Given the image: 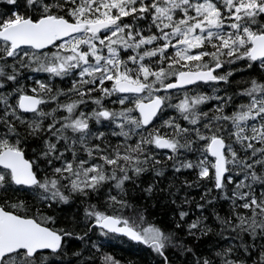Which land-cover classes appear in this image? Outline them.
<instances>
[{"label":"snow or ice","instance_id":"6c2138e0","mask_svg":"<svg viewBox=\"0 0 264 264\" xmlns=\"http://www.w3.org/2000/svg\"><path fill=\"white\" fill-rule=\"evenodd\" d=\"M116 237L264 264V0H0V264Z\"/></svg>","mask_w":264,"mask_h":264},{"label":"trees","instance_id":"16d2710c","mask_svg":"<svg viewBox=\"0 0 264 264\" xmlns=\"http://www.w3.org/2000/svg\"><path fill=\"white\" fill-rule=\"evenodd\" d=\"M235 80L239 81L241 80V75L239 73L236 74ZM30 83V82H29ZM59 84V81H57ZM69 85H64V87H68ZM243 84H240L239 87H243ZM238 87L236 83H233V88ZM193 94V93H190ZM203 94L211 95L212 89L211 88H205L203 91ZM182 96V93H181ZM63 99V98H61ZM55 105H51V107H54ZM116 107H119V105H116ZM50 110V108L48 109ZM30 154V153H29ZM184 177L180 178V181L182 182ZM189 179H192V177H189ZM194 195H196L195 192H193ZM199 196L197 195V199ZM95 202V201H94ZM151 203V202H149ZM101 210L111 212L110 209H106L101 203ZM11 210V209H10ZM126 215H131V212H126ZM82 215V213H81ZM146 222L144 224L145 227L149 226L150 224H156L160 225L162 221V216L155 212L151 207H149V211L145 214ZM99 230H97V235L93 236V239L98 241H104L106 238L99 236ZM106 252L110 253L114 256V258L121 262V264H151L150 257L148 255L149 250L145 248L143 245H137L133 244L127 239L123 237H116L110 241L107 242L105 249Z\"/></svg>","mask_w":264,"mask_h":264},{"label":"bare ground","instance_id":"6f19581e","mask_svg":"<svg viewBox=\"0 0 264 264\" xmlns=\"http://www.w3.org/2000/svg\"><path fill=\"white\" fill-rule=\"evenodd\" d=\"M124 238V237H123ZM126 239V238H125ZM130 242V241H129ZM132 243V242H131ZM134 244V243H133Z\"/></svg>","mask_w":264,"mask_h":264}]
</instances>
